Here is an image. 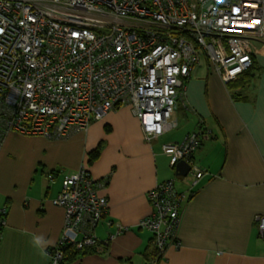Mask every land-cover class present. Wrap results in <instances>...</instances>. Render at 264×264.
I'll list each match as a JSON object with an SVG mask.
<instances>
[{
    "label": "built area",
    "instance_id": "1",
    "mask_svg": "<svg viewBox=\"0 0 264 264\" xmlns=\"http://www.w3.org/2000/svg\"><path fill=\"white\" fill-rule=\"evenodd\" d=\"M255 41H264V0H0V147L9 133L68 139L121 107L151 141L176 126L185 82L202 58L228 84L251 68ZM203 136L163 145L172 166L190 163ZM107 182L84 166L65 176L54 201L65 228L51 264H65L67 245H98L89 228L107 215L99 193ZM185 198L173 181L148 193L153 213L138 227L153 235L150 264L181 248ZM255 221L264 238V215Z\"/></svg>",
    "mask_w": 264,
    "mask_h": 264
},
{
    "label": "crops",
    "instance_id": "2",
    "mask_svg": "<svg viewBox=\"0 0 264 264\" xmlns=\"http://www.w3.org/2000/svg\"><path fill=\"white\" fill-rule=\"evenodd\" d=\"M254 48L259 69L251 91L236 100L202 58L185 82L176 126L151 141L128 107L68 139L7 134L0 147V218L7 210L0 264H51L49 252L65 228V209L53 203L65 176L83 166L95 180H108L99 191L108 212L89 228L98 252L73 264H145L153 235L138 223L153 213L148 193L166 181L186 198L181 248L169 247L160 264H264V238L255 221L264 215V41ZM196 132L204 136L184 177L162 146ZM100 144L99 158L89 164V153ZM192 167L203 177L196 179Z\"/></svg>",
    "mask_w": 264,
    "mask_h": 264
},
{
    "label": "trees",
    "instance_id": "3",
    "mask_svg": "<svg viewBox=\"0 0 264 264\" xmlns=\"http://www.w3.org/2000/svg\"><path fill=\"white\" fill-rule=\"evenodd\" d=\"M258 69L259 67L257 64H255L254 59H252V66L249 68L247 71H245L236 81H232L228 83V87L231 89L233 92V96L236 100H240L241 97H243V94L241 93L243 90L248 89L255 77L258 75ZM246 88V89H245ZM103 149V144H100L97 148H95L93 151L89 153V164H93L94 161H96ZM54 204V203H53ZM55 205V204H54ZM6 215H7V210L4 209V211L1 214L0 222L5 221L6 222ZM1 231V229H0ZM153 241V238H152ZM104 249V254L109 253V244H105L102 246ZM64 253H65V264H73L76 259L80 257H85L87 255H92L96 254L97 248L96 246H85L81 250L76 249L73 245H67L64 247ZM157 255V250L153 246V243L151 245V251L149 254L146 255V262L145 264H150L152 260L155 259ZM127 262V261H125Z\"/></svg>",
    "mask_w": 264,
    "mask_h": 264
},
{
    "label": "water",
    "instance_id": "4",
    "mask_svg": "<svg viewBox=\"0 0 264 264\" xmlns=\"http://www.w3.org/2000/svg\"><path fill=\"white\" fill-rule=\"evenodd\" d=\"M191 170V165L185 161H181L177 164V171L181 176H187Z\"/></svg>",
    "mask_w": 264,
    "mask_h": 264
},
{
    "label": "rangeland",
    "instance_id": "5",
    "mask_svg": "<svg viewBox=\"0 0 264 264\" xmlns=\"http://www.w3.org/2000/svg\"><path fill=\"white\" fill-rule=\"evenodd\" d=\"M254 84H255V82H253V84L251 85V87H250L249 89H247L246 92H248L249 90L251 91V90L253 89ZM245 89H246V88H245ZM59 171L62 172V171H63L62 168H59ZM171 172L174 174V171H173V170H171ZM177 182H179V181L177 180ZM179 183H180V182H179Z\"/></svg>",
    "mask_w": 264,
    "mask_h": 264
},
{
    "label": "bare ground",
    "instance_id": "6",
    "mask_svg": "<svg viewBox=\"0 0 264 264\" xmlns=\"http://www.w3.org/2000/svg\"><path fill=\"white\" fill-rule=\"evenodd\" d=\"M246 9L249 10V11L250 10H254L255 6L253 4H248Z\"/></svg>",
    "mask_w": 264,
    "mask_h": 264
}]
</instances>
